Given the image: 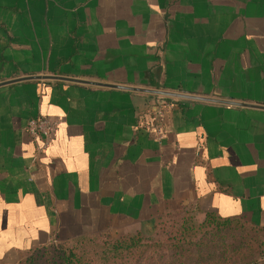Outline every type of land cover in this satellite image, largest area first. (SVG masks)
<instances>
[{
  "label": "crops",
  "instance_id": "0c3cea01",
  "mask_svg": "<svg viewBox=\"0 0 264 264\" xmlns=\"http://www.w3.org/2000/svg\"><path fill=\"white\" fill-rule=\"evenodd\" d=\"M62 76L264 106V0H0V83ZM175 108L160 143L147 127ZM61 121L37 153L27 131ZM192 209L264 228V110L59 80L0 87V264Z\"/></svg>",
  "mask_w": 264,
  "mask_h": 264
},
{
  "label": "rangeland",
  "instance_id": "374dc122",
  "mask_svg": "<svg viewBox=\"0 0 264 264\" xmlns=\"http://www.w3.org/2000/svg\"><path fill=\"white\" fill-rule=\"evenodd\" d=\"M204 218V214L192 209L161 217L150 231L139 232L150 240L144 241L150 247H137L133 254H120L112 250V242L122 235L104 236L112 241L88 237L65 245H61V241H54L47 248L28 253L20 264H70L68 255L74 256L73 264H180V260L192 264L200 252L210 256L211 264H221L223 259L231 258L232 250L235 261L224 264H264V230H257L246 223H232L221 229L219 236H215L199 229ZM181 225L196 229L178 242L182 236H176V232ZM221 255L225 258H220Z\"/></svg>",
  "mask_w": 264,
  "mask_h": 264
},
{
  "label": "trees",
  "instance_id": "16d2710c",
  "mask_svg": "<svg viewBox=\"0 0 264 264\" xmlns=\"http://www.w3.org/2000/svg\"><path fill=\"white\" fill-rule=\"evenodd\" d=\"M248 224L249 226H251L252 228H255L257 230H264V228H260V227H256L252 224H250L249 222H247L244 219H230V218H223L221 216H219L217 213L215 212H209L205 215L204 218V222L202 223L201 226H199V229H202L203 231H205L206 233L215 235V236H219L221 233V229L226 228L229 224ZM196 228H188L185 227L183 225H181V227L177 230L176 232V236L181 237V239L178 240V242H180L181 240L187 238V235L190 231L194 230ZM198 229V228H197ZM192 235V234H190ZM88 237H96V238H101L107 241H112V240H108L106 239V237H104V235L101 234H94V235H84V236H79L73 239H69V240H65V241H61L60 244L61 245H65L67 243L70 242H74L77 240H85ZM144 241H150V240H146L141 234H131V235H122L119 237L118 240H114V242H112V250H114L115 253H120V254H133V252L135 251V249H137V247H150L149 244H144ZM49 246V245H48ZM48 246H44L40 249L43 248H47ZM37 249V250H40ZM36 250V251H37ZM200 256H198L194 261H192V264H211L210 262L212 261L210 256L207 255L205 252H200ZM233 253V254H232ZM232 256L229 260L223 259L221 264H224L228 261H235V255H234V250H232ZM263 254V252H261ZM206 255L205 258L202 257L203 255ZM181 255V254H180ZM73 255H68V262L70 264H73L71 261L73 259ZM214 258V257H213ZM220 258H225L224 255H221ZM219 258V259H220ZM210 259V260H208ZM215 261V260H214ZM204 262V263H203ZM180 264H185L183 263L181 260L179 261Z\"/></svg>",
  "mask_w": 264,
  "mask_h": 264
},
{
  "label": "built area",
  "instance_id": "2783aa9c",
  "mask_svg": "<svg viewBox=\"0 0 264 264\" xmlns=\"http://www.w3.org/2000/svg\"><path fill=\"white\" fill-rule=\"evenodd\" d=\"M175 108L174 102L166 99H160L154 103L151 111L148 113L151 119L146 125L151 128L156 135L158 142L164 140L161 124L165 116ZM61 121L58 118L40 114L32 118L27 124V131L37 142V153L46 151L53 142L56 133L59 130Z\"/></svg>",
  "mask_w": 264,
  "mask_h": 264
},
{
  "label": "water",
  "instance_id": "95a60500",
  "mask_svg": "<svg viewBox=\"0 0 264 264\" xmlns=\"http://www.w3.org/2000/svg\"><path fill=\"white\" fill-rule=\"evenodd\" d=\"M34 80H36V81L59 80V81L76 83V84H84V85H89V86L102 87V88H111V89H119V90L131 91V92H139V93L151 94V95H156V96H161V97L198 100V101L213 102V103L233 105V106H238V107H249V108H257V109L264 110V106H261V105L255 106V105L243 104V103H239V102L213 100V99H208V98H201V97H197V96H192L190 94L165 92V91H160V90H156V89H144V88H135V87H128V86L109 85V84L100 83V82L79 80V79H75V78L62 77V76H29V77L18 78V79L11 80L8 82L0 83V87L10 85V84H14V83H19V82H24V81H34Z\"/></svg>",
  "mask_w": 264,
  "mask_h": 264
}]
</instances>
